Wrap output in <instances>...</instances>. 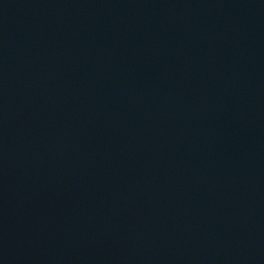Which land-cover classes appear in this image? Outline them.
<instances>
[{
    "label": "water",
    "instance_id": "95a60500",
    "mask_svg": "<svg viewBox=\"0 0 264 264\" xmlns=\"http://www.w3.org/2000/svg\"><path fill=\"white\" fill-rule=\"evenodd\" d=\"M0 264H264V0H0Z\"/></svg>",
    "mask_w": 264,
    "mask_h": 264
}]
</instances>
